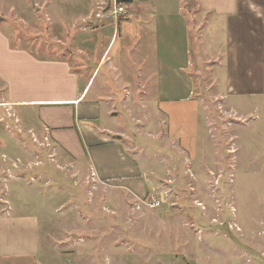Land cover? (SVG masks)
<instances>
[{"label":"rangeland","instance_id":"obj_1","mask_svg":"<svg viewBox=\"0 0 264 264\" xmlns=\"http://www.w3.org/2000/svg\"><path fill=\"white\" fill-rule=\"evenodd\" d=\"M98 1L0 0V39L37 61L61 63L82 84L92 77L88 97L110 102L132 152L148 160L154 188L145 202L160 203L137 209L140 200L114 201L89 168L74 165L51 141L33 107L8 103L0 77V198L40 218V262L264 264V96L222 94V24L203 26L201 16L184 12L192 23L187 72L199 111L176 104L162 110L147 80L123 78L119 70L126 63L140 72L129 53L137 39L130 44L122 31L133 22L138 33L137 14L126 5L117 19L99 18ZM121 43L130 45L128 53L121 54ZM175 86L176 97L183 95L182 82ZM173 105V117L187 120L186 136L170 127Z\"/></svg>","mask_w":264,"mask_h":264},{"label":"crops","instance_id":"obj_2","mask_svg":"<svg viewBox=\"0 0 264 264\" xmlns=\"http://www.w3.org/2000/svg\"><path fill=\"white\" fill-rule=\"evenodd\" d=\"M125 4L137 14L138 33L133 22L122 25V31L126 30L123 38L128 39L124 40L132 45L134 39L137 41L130 52L126 50L130 45L122 42L121 54H132L140 72L137 76L126 63L128 67L119 65V70L123 78L147 80L153 94L159 96L160 109L176 104L187 105L195 115L199 111L187 72L192 57V23L185 11L189 16H201L202 25V20L222 24V94L226 98L264 96V0H128ZM118 39V33L110 39L112 50ZM0 46V77L6 81L8 103L33 107L34 118L51 141L74 165L89 168V176L102 183L114 201L146 200L154 188L148 160L132 152L135 146L110 102L88 97L92 77L82 84L61 63L37 61L26 52L10 49L5 39H0ZM175 81L185 87L182 97H176L180 91H176ZM169 108V113H164L172 121L170 127L180 128V134L186 136L182 129L187 120H176L177 109L174 105ZM10 204L7 198H0V264H42L40 218L18 212Z\"/></svg>","mask_w":264,"mask_h":264},{"label":"built area","instance_id":"obj_3","mask_svg":"<svg viewBox=\"0 0 264 264\" xmlns=\"http://www.w3.org/2000/svg\"><path fill=\"white\" fill-rule=\"evenodd\" d=\"M100 1H101V6H99V9L102 8L104 10V9L109 8V11L104 12L102 10V11H100V12H102V14L97 13L96 16L99 18H102L103 14L106 13L107 17H110V18L112 17V19H117L119 16H122L124 13H126V8H125L126 4L120 3L119 0H110V2H111L110 6H107V5L103 6L104 5V4L102 5V3H104L103 0H100ZM100 1H98V2H100ZM91 17H92V15L90 16V19H91ZM103 18H105V17H103ZM5 202L7 203V201H5ZM159 203L160 202L157 201L156 199H153L149 202H145V200H140V202L135 203V207L137 209H140L142 205H148L149 207L153 208V207L157 206Z\"/></svg>","mask_w":264,"mask_h":264}]
</instances>
